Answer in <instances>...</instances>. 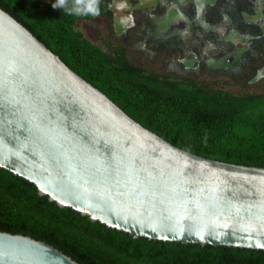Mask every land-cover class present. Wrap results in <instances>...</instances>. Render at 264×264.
<instances>
[{
    "label": "water",
    "instance_id": "95a60500",
    "mask_svg": "<svg viewBox=\"0 0 264 264\" xmlns=\"http://www.w3.org/2000/svg\"><path fill=\"white\" fill-rule=\"evenodd\" d=\"M0 167L134 238L264 250V167L171 143L1 6ZM0 264L80 263L0 230Z\"/></svg>",
    "mask_w": 264,
    "mask_h": 264
},
{
    "label": "trees",
    "instance_id": "16d2710c",
    "mask_svg": "<svg viewBox=\"0 0 264 264\" xmlns=\"http://www.w3.org/2000/svg\"><path fill=\"white\" fill-rule=\"evenodd\" d=\"M11 1L0 6L145 127L198 155L264 167V92L239 94L149 73L128 62L123 47L103 51L74 29L90 15L85 0L27 8ZM74 6L81 14L70 12ZM254 73L237 81L251 83ZM0 230L42 240L80 264H264L262 249L134 238L58 206L1 167Z\"/></svg>",
    "mask_w": 264,
    "mask_h": 264
},
{
    "label": "flooded vegetation",
    "instance_id": "af4514ba",
    "mask_svg": "<svg viewBox=\"0 0 264 264\" xmlns=\"http://www.w3.org/2000/svg\"><path fill=\"white\" fill-rule=\"evenodd\" d=\"M29 1L14 0V4L24 8L30 7L31 4H57L47 0ZM85 1L89 5L88 8H91L90 15L88 18L77 19L74 29L79 31L75 27L79 22L98 19V23L103 24L109 20L112 34L122 42H128L130 32L137 22L132 15L134 10L142 9L141 13L144 12L139 3L135 6L132 3L125 5L122 0ZM0 3L3 6L13 5L11 0H0ZM121 9L126 11L117 14V10ZM149 9H155L157 15L145 13L148 21L143 22L138 30L142 36L140 41L151 40L155 42L156 49L164 46L166 50H172V53L183 54L175 57L176 63L182 66V69L195 68L198 65L202 69L212 67L215 74H232L237 69L242 70L252 65L255 71L253 81L261 78L260 75L264 78V62L253 65L258 56L264 54V0H158L154 2L153 7L150 5ZM121 20L124 23L120 22ZM185 36L187 39H184ZM200 42L206 44L207 51L215 57L206 56L203 50H200ZM123 48L125 49L124 46ZM196 50H200L199 59L193 57ZM189 61H192L191 65L187 63Z\"/></svg>",
    "mask_w": 264,
    "mask_h": 264
},
{
    "label": "rangeland",
    "instance_id": "374dc122",
    "mask_svg": "<svg viewBox=\"0 0 264 264\" xmlns=\"http://www.w3.org/2000/svg\"><path fill=\"white\" fill-rule=\"evenodd\" d=\"M50 3H57L58 0H47ZM121 1V0H119ZM158 0H122L125 5L137 6V3L141 4L142 9L134 10L132 15L134 16V20H136V24L133 27V30L130 32V37L128 42H122L116 38L115 34L111 32V22L106 20L105 23L99 24L98 19H94L92 21L79 22L76 25V29L81 32V35L91 41L93 44H97L103 51L107 52L108 50H114L119 47H125V57L126 59L133 65L143 68L149 73H154L158 75L168 76L172 78L181 79L184 78H192L197 83L206 84L210 87H219L223 86L227 89H230L234 93H260L264 92V78L260 75L261 78L257 80H252L253 82L247 83L243 81L245 77L249 76L250 72H253L254 69L252 65L248 67H244L243 70L237 69L235 73H217L215 74L214 69L206 68L202 69L201 66L196 65L195 68H186L182 66H178V63L175 61V57H179L183 55L181 53H172V50H166L164 46H161L159 49H156L154 41H140L142 36L138 33L140 30L141 24L143 22L147 23L146 14L150 13L152 16L157 15L155 9H149L150 5L153 7L154 2ZM162 0H159L161 2ZM167 1V0H165ZM169 2V1H168ZM125 12V9L117 10V14H122ZM146 13V14H145ZM101 21V20H100ZM124 23L122 20L120 21ZM129 22V21H128ZM187 39V36L184 37ZM176 42V40H174ZM206 56L215 57L214 54L209 53L207 51L206 44L200 42L199 44ZM175 48L177 45H174ZM200 46H198L200 48ZM172 49V48H171ZM199 50V51H200ZM198 50L193 52L194 58H201ZM188 53V50L185 51ZM183 52V53H185ZM191 57V55H189ZM264 62V54L258 56L257 61L253 64L257 66ZM188 64H192V61L187 62ZM240 73L239 78L235 79L236 74ZM182 78V79H184Z\"/></svg>",
    "mask_w": 264,
    "mask_h": 264
},
{
    "label": "clouds",
    "instance_id": "9594fccd",
    "mask_svg": "<svg viewBox=\"0 0 264 264\" xmlns=\"http://www.w3.org/2000/svg\"><path fill=\"white\" fill-rule=\"evenodd\" d=\"M64 0H58L57 2V7L63 6ZM70 12H76V14H81L79 10V6H74L72 9H70Z\"/></svg>",
    "mask_w": 264,
    "mask_h": 264
}]
</instances>
